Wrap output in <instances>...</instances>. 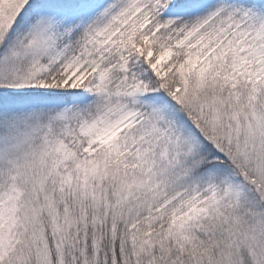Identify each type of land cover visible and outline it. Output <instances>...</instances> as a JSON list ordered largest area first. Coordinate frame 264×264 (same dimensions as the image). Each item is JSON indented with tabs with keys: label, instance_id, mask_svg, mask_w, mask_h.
I'll use <instances>...</instances> for the list:
<instances>
[{
	"label": "snow or ice",
	"instance_id": "snow-or-ice-1",
	"mask_svg": "<svg viewBox=\"0 0 264 264\" xmlns=\"http://www.w3.org/2000/svg\"><path fill=\"white\" fill-rule=\"evenodd\" d=\"M0 264H264V0H0Z\"/></svg>",
	"mask_w": 264,
	"mask_h": 264
}]
</instances>
